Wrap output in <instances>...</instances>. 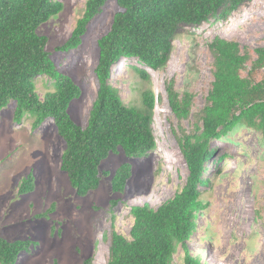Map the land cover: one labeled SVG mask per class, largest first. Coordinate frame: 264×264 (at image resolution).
Here are the masks:
<instances>
[{"label": "rangeland", "instance_id": "rangeland-1", "mask_svg": "<svg viewBox=\"0 0 264 264\" xmlns=\"http://www.w3.org/2000/svg\"><path fill=\"white\" fill-rule=\"evenodd\" d=\"M55 1L62 3V11L41 24L37 34L47 38L46 50L59 72L80 87L81 96L69 104L67 113L84 126L96 97L97 41L109 31L118 7L116 0H108L89 23L81 45L60 51L83 16L87 0ZM214 38L234 41L242 53H249L241 71L247 77L256 59L254 49L264 47V0H251L223 21L182 27L168 64L159 72L141 67L135 59H125L112 69L111 83L129 106H139L147 88L136 69H145L151 78L158 97L153 118L156 148L141 159H129L121 149L109 154L99 165V187L86 196H77L60 170L63 143L52 121L32 129L30 119L15 123L14 105L0 112V238L35 243L15 264H82L87 257L92 264H106L111 231L129 238L130 209L144 204L156 208L184 185L188 171L177 138L182 130L186 134L194 130L211 89L214 69L208 44ZM263 72H257L254 80L260 81ZM170 81L180 96L185 92L193 96L187 119L179 121L170 110L165 89ZM49 85L47 78H37L40 98L52 89ZM210 148L215 151L206 173L210 182L201 188L207 206L198 215L187 247L203 264H263L264 142L258 134L241 129L228 140H212ZM123 163L131 165V178L124 191L116 193L111 178ZM29 173L34 175V190L19 195L20 182ZM183 256L179 245L172 264H183Z\"/></svg>", "mask_w": 264, "mask_h": 264}, {"label": "trees", "instance_id": "trees-1", "mask_svg": "<svg viewBox=\"0 0 264 264\" xmlns=\"http://www.w3.org/2000/svg\"><path fill=\"white\" fill-rule=\"evenodd\" d=\"M108 0H87L83 16L77 20L60 51L77 49L89 23ZM251 0H116L109 31L97 41L98 58L93 70L96 97L84 126L77 125L67 113L69 104L81 96L80 87L59 72L46 50L47 38L37 34L38 27L58 15L62 3L55 0H0V112L14 105L16 124L31 120L32 129L52 121L63 143L60 170L77 196L96 190L100 183L99 165L111 153L121 149L129 159L145 158L156 148L153 118L158 97L145 69H136L147 83L139 106L126 105L111 83V71L125 59L153 72L168 64L173 41L182 27L225 20L231 12ZM208 49L213 56V82L204 107L197 115L190 134L182 130L177 138L187 167L184 185L156 208L149 204L133 206V224L129 238L112 230L106 264H172L180 245L183 264H203L191 255L187 241L197 226L198 215L205 210L201 188L209 185L208 165L212 163V140H228L246 129L264 142V72L260 81L254 75L264 69V47L254 49L256 59L247 77L241 76L250 59L234 41L214 38ZM47 78L51 90L43 98L35 81ZM167 102L179 121L190 116L193 96L165 85ZM235 144V143H234ZM221 157L219 161L223 160ZM129 163L121 164L111 178V190L123 192L131 178ZM103 174H107L104 172ZM34 175L21 182L18 194L33 192ZM51 212V209L48 211ZM262 213L264 214V197ZM47 216L46 213L41 217ZM35 243L12 242L0 238V264H15L22 253ZM82 264H92L87 257ZM264 264V263H263Z\"/></svg>", "mask_w": 264, "mask_h": 264}]
</instances>
